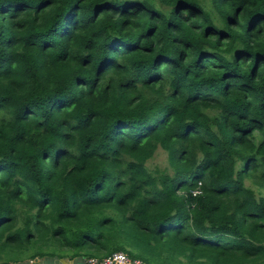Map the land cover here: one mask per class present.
Instances as JSON below:
<instances>
[{
	"label": "trees",
	"instance_id": "16d2710c",
	"mask_svg": "<svg viewBox=\"0 0 264 264\" xmlns=\"http://www.w3.org/2000/svg\"><path fill=\"white\" fill-rule=\"evenodd\" d=\"M117 251L264 264V0H0V264Z\"/></svg>",
	"mask_w": 264,
	"mask_h": 264
},
{
	"label": "rangeland",
	"instance_id": "374dc122",
	"mask_svg": "<svg viewBox=\"0 0 264 264\" xmlns=\"http://www.w3.org/2000/svg\"><path fill=\"white\" fill-rule=\"evenodd\" d=\"M147 166L150 169L166 168L168 166L166 153L162 149H158L155 152L154 156L147 162ZM32 263L33 264H46L47 262H43V260L39 259L37 261H33ZM50 264H85V259L77 261L76 259L71 260L68 258H61V259L53 260Z\"/></svg>",
	"mask_w": 264,
	"mask_h": 264
},
{
	"label": "built area",
	"instance_id": "2783aa9c",
	"mask_svg": "<svg viewBox=\"0 0 264 264\" xmlns=\"http://www.w3.org/2000/svg\"><path fill=\"white\" fill-rule=\"evenodd\" d=\"M84 259H85V264H146L144 261L140 259L132 258L127 253L122 251L114 252L103 258L89 257Z\"/></svg>",
	"mask_w": 264,
	"mask_h": 264
}]
</instances>
